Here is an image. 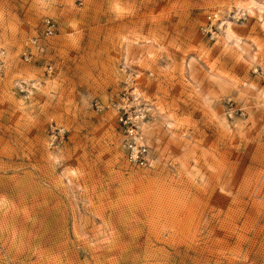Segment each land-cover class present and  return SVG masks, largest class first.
<instances>
[{
  "label": "rangeland",
  "instance_id": "374dc122",
  "mask_svg": "<svg viewBox=\"0 0 264 264\" xmlns=\"http://www.w3.org/2000/svg\"><path fill=\"white\" fill-rule=\"evenodd\" d=\"M242 1L0 0V264H264V9L229 19Z\"/></svg>",
  "mask_w": 264,
  "mask_h": 264
},
{
  "label": "built area",
  "instance_id": "2783aa9c",
  "mask_svg": "<svg viewBox=\"0 0 264 264\" xmlns=\"http://www.w3.org/2000/svg\"><path fill=\"white\" fill-rule=\"evenodd\" d=\"M234 17L237 16L239 19H245L247 17V13L243 10H238L234 12ZM216 17L215 13H210L208 18L210 23L207 22L203 24L201 28L207 34H210L211 37H215L216 33L218 32V25L213 23L211 20ZM55 28V23L51 19H47V27L46 33H52ZM35 43V40H32ZM32 57V53H26V59H30ZM97 106L101 105L98 101L95 102ZM108 105V104H107ZM110 105V104H109ZM120 121L123 125V131L125 137L123 139V146L125 149V156L126 159L130 164L137 165L138 167H147L150 165L151 160V146L148 142L145 141V138L141 131L139 130L140 124L139 120H137L136 116L128 114H121ZM137 136L138 138H142L143 140H136L134 137Z\"/></svg>",
  "mask_w": 264,
  "mask_h": 264
},
{
  "label": "bare ground",
  "instance_id": "6f19581e",
  "mask_svg": "<svg viewBox=\"0 0 264 264\" xmlns=\"http://www.w3.org/2000/svg\"><path fill=\"white\" fill-rule=\"evenodd\" d=\"M238 5V4H237ZM264 5V4H263ZM262 4H260V2H257L256 0H244V1H242V2H240V4H239V8H242V9H237V10H234L233 12H232V14H230L229 16L227 15V17L230 19V18H232V19H234V20H237V21H240L241 19H239L237 16H233L234 15V12H236V11H238V10H243V9H246V10H248L251 14H253L254 12H255V9H258L259 11H263V9H264V6H263ZM243 11H245V10H243ZM246 13H247V11H245ZM213 13H215L216 14V17L215 18H213L214 20H216V22L215 23H218V25H219V27L221 28V24H223L224 22H226L225 20V17L226 16H222L221 14H220V12H219V10L218 11H214ZM261 15H263V14H261ZM264 18V17H263ZM218 21V22H217ZM225 25V24H224ZM224 25H223V27H224ZM263 25H264V22H263ZM223 29V28H222ZM232 29V28H231ZM224 31H225V29H223ZM223 38H224V41H227V38L228 39H231L232 38V36H231V34L227 31V32H224V34H223ZM235 42H236V44H237V46L238 45H240V43H241V39L238 37V38H236L235 39ZM140 124H141V122H140ZM140 126V125H139ZM139 130L141 131V133L143 134V132H142V130L139 128ZM143 136H144V138H145V141H146V139H147V137L145 136V134H143ZM134 139H136V140H143L142 138H138L137 136H135L134 137Z\"/></svg>",
  "mask_w": 264,
  "mask_h": 264
}]
</instances>
